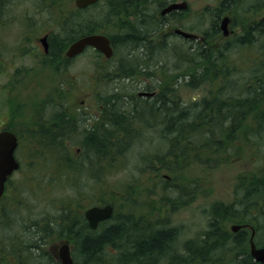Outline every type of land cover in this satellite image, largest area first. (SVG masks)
I'll return each mask as SVG.
<instances>
[{"label":"rangeland","instance_id":"1","mask_svg":"<svg viewBox=\"0 0 264 264\" xmlns=\"http://www.w3.org/2000/svg\"><path fill=\"white\" fill-rule=\"evenodd\" d=\"M113 1L114 0H98L93 6H89L82 10L73 21H81L83 26L88 23L104 26L108 21H110L109 25H112L110 8ZM158 1H160L159 3H161V5H164L165 2L162 9H165L166 6L171 3H184L185 5L184 8L179 9L183 11L182 13H175L174 15H169L161 19L159 25L160 29L158 34L162 33L161 36L168 35V44L176 48L173 58H166L162 55H160V57L157 55L151 56L150 52L144 49L134 52L131 49L133 44L129 43V45L127 44L124 48L122 46V50L120 48L117 54L114 53L111 61H104L102 56L98 57L95 56L93 52L86 51L67 66H64V70L62 71L58 69L59 63H53V70L51 71L43 68L44 66L39 67L37 65L35 67L34 63L37 61V57L34 53L31 54L32 58H28L23 55L24 53H21L17 45L19 40H22L23 37V31L25 29L23 22H25L26 16L33 20H37L34 25L35 27L31 25L27 27L24 32V34L29 35L31 38V41H28L26 45L24 42L22 43L24 44L22 49L27 50V52L31 49L34 51V48H32L34 47L32 41L44 31H48L52 35L58 34L61 31L58 24L60 23L59 18L62 16L63 7L62 9L60 8V11H57L53 5L49 7L48 3L40 2L39 0H14L13 6L12 2L9 1L7 7L13 9L8 12V16L12 18L14 23L10 22L2 25V19L0 20V39L4 40L1 42V45L4 44V47L0 48V130L6 129L16 133V135L20 137L22 145L16 152L17 159L21 163L20 169L10 177L6 185L5 195L0 202L1 260L3 259L1 253H4V259H6L16 257L20 252V256L24 258L29 257L28 260L24 261L25 264H33L34 261L30 258L33 257L32 253L37 245L41 254L44 255L42 251L46 249L45 243L49 241L54 244L68 237L65 232H60V216L63 213V211L60 210V203H64L67 198H70L74 203L75 201H78L79 204L86 202V208L93 203L101 201V198H105L103 201H112V197L109 199V190L115 189L119 191L122 187H125L126 184L130 185V188L128 187L130 193L138 194L141 200L156 201L158 196L164 198V200H161L164 206L168 203L169 205H177L178 201H190V199L193 198V200L187 204L182 203L181 206L177 205V209L171 213L170 218L166 220V217L162 218V222L165 221L166 225L162 224L160 226L175 228L177 235L171 240L167 248L163 250L164 255L158 257L159 260L153 262L154 264H191L187 261L190 256V254L187 253L188 248L192 250V252L195 248H200L201 245L206 247V249L208 247L210 248L209 243L206 245L202 243V241L203 239H207L206 235L209 232H212L208 224L213 215L212 210L214 206L218 205H221L223 208L232 207L231 213L228 211L222 214L221 228L219 229V231L222 232V239L225 238L222 240L220 247L224 246L226 249L222 252L214 250L207 254L206 257L210 259V261H207L206 264H236L235 262L231 263V260L239 250H231L225 241L227 237H229V234L231 235L230 227L232 225L241 224L239 221L241 218L245 221H249L248 224L255 229L253 240L256 246L260 247L264 245V213L258 214L256 213L257 210L244 211L240 208H233L241 197H243L244 187L248 184L246 182L247 179L258 174L261 169L260 167L264 165V147L262 146L263 142L261 141L260 134L256 135L254 138L250 137L249 141H252L253 147L243 145L238 155L233 153L234 150H229L227 154L230 158L225 161H210L208 165H206L207 167H203L204 165L196 166L195 163H191L188 164L190 166L186 165L188 166L187 170H178L174 176L167 173L174 178L173 180H164L162 178L164 171L157 170L161 165L156 161L151 162L150 158L153 153L160 152V150L163 149L164 141L162 142V140L159 139L158 129L144 130L142 132L138 131V138L130 145L129 151H126L125 155L120 160L114 162V167H111L110 171H104L103 174H101V171L98 172L97 170L98 175L93 174V171L95 170V154L99 153H97L96 150H88L85 146L84 139L88 137L82 131L85 124L82 123L80 127L79 122L70 123L69 127H63L64 129H61L63 144L66 146L63 155L67 159L66 165L63 163L61 166L58 161L63 158L61 156L62 154L60 155V153L54 151V149L48 148L50 143L47 147L43 145L44 148L41 147V144L35 140L36 137L31 138L32 136L24 132L27 126L37 129L44 128L35 125L34 123L36 122H44V126H47V128H58L49 126V124L59 116L62 117V110L66 111V109H68L69 112L67 113L71 114L80 103V100L83 99V106H86V108L88 106L93 107L94 101L98 98L100 100V97H102L106 100L110 99V104H113L112 108H114L115 111H126L132 96L134 98L137 97V94L148 91V89H146L147 87H150V89L156 87V77L142 75L139 74L138 71H135L131 78L115 79L112 80V82H114L112 83L106 77L101 76V72L103 73L102 75L109 73L112 78V71L114 70L118 73L116 67L119 63H123L126 66L130 64L134 68L143 65L148 71L153 72H155L157 68L160 69L162 67L160 65H163L158 72H164V69H169V73H171L172 66L175 67L181 62L179 50L182 48V45L187 48L191 42H198V39H196L185 43L184 41L187 39L173 35L171 33L172 30L180 29L184 32L194 34L197 37H202V33L210 29L209 24L212 23L210 16L214 14V11L217 12V8L223 0H149L147 4L144 5V9L148 15L155 17V20H157L161 12ZM227 4L230 8L225 10V12H221L220 15L221 18L226 16L230 19V23L227 27L229 31L227 32L230 37L241 34L243 20L248 24H254L260 22L264 17V8L261 11L259 8L256 9L258 4H264V0H238L235 5H233L232 2H228ZM248 8L256 9V12L251 13ZM246 10L249 12L246 13ZM42 22H44V24H42ZM32 27L34 32L31 31ZM75 29L76 32L79 31L77 28ZM219 34L220 35L214 41L216 43L223 40V34ZM261 41L262 39H259L260 43ZM236 50V48H230L229 46L226 52L227 56L231 57L234 61L241 58V55ZM249 65H251V63L247 64V66ZM252 65L254 67H252L250 71L244 70L236 76L234 74L232 77L237 78L238 83L241 85L254 76H259L262 68L264 71V62L262 65L254 63H252ZM139 67H137L138 70ZM16 68L18 70H16ZM254 69L258 72L254 73ZM98 76L101 78V81L97 79ZM204 88L205 85H202V90ZM116 93L119 95V100L115 98L112 99V95ZM235 93L236 91L229 92V94L232 95ZM201 94L202 91L200 90L192 92H187L183 89L180 90V95L184 100L198 99ZM140 98L148 97L143 96ZM107 113L109 116H112V110L109 112L107 111ZM101 115H103L102 109L99 117ZM65 118L67 117H62V119ZM100 121L101 120L98 118L96 120V125L93 127L88 126L89 129L96 133L100 132L101 129H108L104 127V124H100ZM133 134H136L135 130ZM91 135L92 134H90V136ZM94 135L92 136L94 137ZM33 139L35 141H33ZM243 142H245L244 139ZM237 145L240 146L239 143H237ZM40 148H43V151ZM21 152H25L26 156L23 157ZM131 152L133 153L131 154ZM48 155L51 157H48ZM31 158L34 162L29 164L27 161H30ZM71 158L76 159L75 163H72ZM102 160H105V162ZM99 161L106 165L109 163L108 159L105 157L102 158L101 156ZM99 176L101 178L103 177L107 183L106 186L102 183L101 179H98ZM175 182L180 184L184 182V185L181 184L182 186H180ZM178 188L183 189V191H177L176 189ZM188 191H190V193L186 195L185 192ZM182 193L184 194L183 197H181L183 195ZM78 194H80V196H76ZM79 197L82 198L76 200ZM122 203L123 206L121 210L127 214L130 213V210L134 211V209L136 210L139 208L142 210L141 206L138 208H130L137 207V202H134L135 204H130L131 206H128L127 202ZM3 208L4 210L2 211ZM127 210L129 211L126 212ZM146 210H148V207ZM23 214H25V216ZM130 216L134 218L135 215L132 214ZM36 223L37 226L40 227L39 231L35 230L36 226L34 225ZM43 224H49L50 228L42 229ZM156 226L157 225L154 227ZM148 227H152V224L148 225ZM45 234H48L46 239L48 241L41 238ZM247 234L249 236V231H247ZM32 237H36L35 239L37 240L39 238L38 242H36L37 244L34 245V243L31 242V240H33ZM61 237L63 238L62 240L60 239ZM118 242H121L123 246L122 251H119L121 255H119L116 250H112L109 243H106L102 246L100 253L96 254L94 260L87 263H84L82 260L83 255L78 253L75 245L73 246V244L70 243L72 246L71 256L73 263L113 264L114 262H118L119 259H124V256H128L130 253L131 255L133 254L130 244H125L122 240ZM121 243L118 244L120 245ZM186 245H188V247ZM30 249H32V253ZM246 252H249L248 246ZM152 254L153 256L149 258H154L156 256L154 253ZM113 259L114 261H112ZM138 259L139 258H136L137 261L142 258ZM172 261H174V263H172ZM146 264H150V262Z\"/></svg>","mask_w":264,"mask_h":264},{"label":"trees","instance_id":"2","mask_svg":"<svg viewBox=\"0 0 264 264\" xmlns=\"http://www.w3.org/2000/svg\"><path fill=\"white\" fill-rule=\"evenodd\" d=\"M148 1L114 0L110 8L112 25H109L110 21L106 22L104 26L88 23L83 26L81 32L85 35H105L110 40L114 51L113 53L115 54L118 53L121 46L124 48L127 44L132 43L133 47L131 49L134 52L144 49L150 52L151 56L157 55L160 57L162 55L166 58H173L175 56L174 52H176L175 46L168 44V35L161 36L162 33L158 34L162 18L159 16L155 20V17L148 15L144 9V5ZM237 1L223 0L219 4L217 12L214 11V14L210 16V20H212V23L209 24L210 29L202 33L201 40L196 41V43L190 41L191 43L187 48L182 45L179 52L183 64L180 62L175 67L172 66L171 73H169V69H164V72H158L163 65H160L162 67L160 69L157 68L153 72L148 71L143 65L140 67L137 66L139 67L138 70L137 67L134 68L130 64L126 66L123 63L117 65L116 71L118 73L114 70L112 71V78L109 73L102 75L103 73L101 72V76L106 77L112 82L115 79L131 78L132 74L138 71L139 74L156 77L157 85L154 89H148V91L155 92L153 97L133 98L132 96L131 102L128 103V109L118 112L112 108V116H109L107 113L110 99H101L105 111L101 115L100 124H104V127L108 129H101L94 137L89 135L91 131H83L88 136L84 139L86 144L84 145L88 150H96L100 154H95V170L93 174L98 175L97 170L98 172L101 171V174L104 171H110L111 167H114L115 160H120L126 151H129L130 145L138 138V131L142 132L144 130L158 129L159 139L165 142H163V149L160 152L153 153L150 157L151 162L156 161L161 165L157 170L164 171L162 174L164 180H173L174 178L171 176L176 175L178 170H187V167L190 166L188 164L191 163H195L196 166L204 165L203 167H205L210 161H225L230 158L227 154L229 150H234L233 153L238 155L243 145L253 147L252 141H249L250 137L254 138L259 134L263 142L262 146L264 147V111L261 108L264 101L263 68L259 76H254L241 85L238 83L237 78L232 77L234 74L236 76L244 70L250 71L254 67L252 63L262 65L264 62L263 23L260 21L254 24H248L243 20L245 23L243 22L240 35L228 37L219 43L214 42L220 35V13L230 8L227 4L228 2H232L235 5ZM159 2L158 4L161 8L163 5ZM57 4L58 0H53V6ZM63 6L59 3L61 9ZM258 8L261 11L264 8V4H258L256 9ZM256 9L248 8L251 13L256 12ZM248 10H246V13L249 12ZM62 14L66 15V12L64 11ZM61 21L62 19H60ZM75 33L77 34L76 29ZM78 34H80V31H78ZM73 37L76 39L75 35ZM259 39H262L261 43ZM184 42L187 43L189 41L185 40ZM229 46L230 48H236V51L241 55V58L237 60L238 62L227 56L226 52ZM57 48L61 49L62 47L53 46V50ZM249 63L251 65L247 66ZM253 72L257 73L258 71L254 69ZM97 79L101 81L99 76ZM202 85H205L203 90ZM181 89L187 92L200 90L202 94L198 99L184 100L180 95ZM227 91L230 93L236 91V93L232 95ZM113 98L116 100L120 99L117 93L112 95ZM69 119L58 117V119L52 121L53 127H58V129L69 127L70 122L74 121L72 118ZM110 123L112 129L109 128ZM51 128L35 130L27 126L24 132L32 136L31 138L36 137L35 140L41 144V147L44 145L47 147L50 143L48 148L54 149L60 155L62 154L61 156L63 158L58 161L60 166L63 163L66 165L67 159L63 155L66 146L63 144V138L59 132L54 133L53 131L50 133ZM134 130L136 134H133ZM243 139L245 142H243ZM35 140L33 139V141ZM21 145L22 143L20 142ZM40 149L42 150L43 148ZM21 154L23 157L26 156L25 152H21ZM100 156L108 159L109 163L105 165L103 163L105 160H102L103 162L101 163L99 161ZM48 157L51 156L48 155ZM71 160L72 163L76 161L75 158H71ZM27 162L32 164L34 160L31 158ZM260 168L258 174L247 179L246 182L248 184L244 187L243 197H241L233 208H240L244 211L259 210L264 212V165ZM167 173L171 174V176ZM90 175L92 176L91 172ZM98 179H101L105 186L107 185L103 177L101 178L99 176ZM176 184L182 186L184 182H181L182 185L180 183ZM128 187L130 188V185L126 184L119 191L115 189L109 190V198L112 197V201H103L105 198H101V201L96 202L100 204L111 203L113 214L110 220L98 224L94 230L88 228L82 216V212L87 204L86 202L79 204L78 201H75L74 203L72 199L67 198L64 203H60V210L63 211L60 216V232H65L66 236H68L63 241L72 243L73 246L75 245L78 253L83 255L82 260L84 263L94 260L96 254L100 253L102 246L106 243H109L112 250H116L119 254L123 246L118 241L122 240L125 244L132 246L133 254L131 255L130 253L128 254L129 257L126 255L124 259H119V261L117 260L118 262H114L113 264H142L136 258H149L153 256L152 253L157 258L163 256V250L167 248L171 240L177 235L175 228L160 226L162 224L166 225L165 221L162 222V218L166 217L165 220L170 218L171 213L177 209V205L181 206L182 203L187 204L193 198L190 201H178L177 205L171 204L176 207L169 205V203L162 207L161 200H164V198L158 196L156 201L141 200L138 194H131ZM176 190L179 192L183 191L180 188ZM185 193L187 195L190 191ZM76 196H80V194ZM183 196L184 194L181 197ZM81 198L79 197L76 200H80ZM122 202H127L128 206L137 202L136 206H141L142 210H127L126 212H130L127 214L121 210L123 206ZM147 207L148 210H146ZM231 209V206L229 208H223L221 205L214 206L212 210L213 215L208 224L212 232H209L206 235L207 239H203L202 241V243L209 242L213 248L208 247L205 253L209 254L214 250L222 252L226 249L224 246L219 248L214 247V245H217L225 239H222V232L219 231L222 222L221 218L223 217L222 214L228 211L231 213ZM132 214L135 215L134 218L130 216ZM239 221H241L240 223L249 222L243 220V218ZM151 224L152 227H148ZM154 224L157 226L154 227ZM34 226H36L35 230L39 231L40 227L37 226V223ZM42 226V229L50 228L49 224H43ZM241 233L238 232L233 237L229 234V237H227L225 242H237V244L236 242L233 244V248L230 247L231 250L244 249L246 251L248 234L239 240V237L242 235ZM47 237L48 234H45L41 238L46 240ZM35 238L32 237L33 240H31L34 245L39 240V238L38 240ZM60 239L62 240L63 238L61 237ZM240 241L243 242V247ZM118 243L121 244L119 245ZM186 246L188 247V245ZM203 247L200 246L199 250H203ZM36 248L39 249L38 245ZM187 250V253L190 254L187 260L189 261L196 254L194 250L193 252L189 248ZM203 253L201 251L198 255L202 256ZM35 256L38 257L41 255L36 254ZM247 260H250L249 256L244 257L243 261L232 258L231 263L247 264Z\"/></svg>","mask_w":264,"mask_h":264},{"label":"flooded vegetation","instance_id":"3","mask_svg":"<svg viewBox=\"0 0 264 264\" xmlns=\"http://www.w3.org/2000/svg\"><path fill=\"white\" fill-rule=\"evenodd\" d=\"M9 1L12 2V6H13L14 0H0V20L2 19V25L13 22L12 18H10L8 16V12L13 9V8L7 7ZM39 1L44 2V3H48L49 7H51L53 5L52 4L53 0H39ZM62 2H64V3H62ZM59 3H60V5H64L63 6L64 9H62V10H64L66 12V15L62 14V16L60 17V19H62V21L58 24L61 31L56 35H52L48 31H44L43 33H41L39 35L37 34L38 37H36V35H35L36 38L32 41L33 46H34L32 48H34V51L31 49V50H28V52H27V50L22 49V48L24 47V44L26 45V43L28 41H31V38L29 35L24 34V32L26 31L27 27H29L31 25L34 26L35 22H37V20L36 19L33 20V19L26 16L25 22H23L24 28H25L23 31V37H22V40H19V43H18L19 46L17 45V47H18V49H20L21 53H24L23 55L27 56L28 58H32L31 54L34 53V55L37 57V61H35V64H36L35 67L37 65L40 66V64H41V66H44L43 68L46 67V69L50 70V71L53 70V67H52L53 63H59V68L57 67L59 69V71L64 70V68H63L64 66H67L73 60H75L78 57H80L81 55H83L86 51L93 52L95 54V56L104 57V54H102L100 51H98L94 48H91V47L85 48L80 54H77L75 56H71V57L66 56L67 48L75 40L86 36L83 32H81L82 28H83V24L81 23V21H79V22L73 21L78 17V14L84 9L81 10V9L76 8L75 0H70V1L69 0H58V4ZM58 4L56 6H54V8L57 11L58 10L60 11V7ZM65 7H67V8L65 9ZM182 12H183L182 10H173V11L169 12L168 14H166L165 16H161V18L163 19L166 16L168 17L171 14L172 15H174L175 13L180 14ZM260 21H262L263 27H264L263 19H261ZM228 23H230V19H229ZM42 24H44V22H42ZM42 24H40V25H42ZM75 28H77L80 31V34H78V32H77V34L75 33ZM174 30H176V29H174ZM31 31L34 32L33 27L31 28ZM171 33L175 36L177 35L174 33V31H172ZM186 33H188V32H186ZM74 35H75L76 39H74V37H73ZM177 36H180V35H177ZM223 39H227V38H223ZM187 40L192 41V39H190V40L187 39ZM3 41L4 40L0 39V48L4 47V44L1 45L2 44L1 42H3ZM23 42H24V44H22ZM54 45H56L58 47L60 46L62 48L61 49L57 48L56 50L55 49L53 50ZM110 46H112L111 42H110ZM103 60L109 61L107 59H103ZM112 83H114V82H112ZM146 89H150V87H147ZM148 92H151V91H148ZM154 95H155V92L152 91L151 97H153ZM137 97H139V96H137ZM141 97H143V96H141ZM83 104H84V99L80 100V103L75 107V110L72 111L71 114L67 113V112H69L68 109H66V111L62 110L61 114L63 117H67V118L71 117L72 119H74V121H72L70 123H78L79 122L80 127H81L82 123L85 124L82 129L84 130V132H90L91 130L88 128L95 126L96 120L98 118L101 120V116L99 117V115H100L101 109L104 110V108H103L102 103H101V97H100V100L98 98L96 101H94L93 107L88 106L89 108L88 107L86 108V106H83ZM109 110H112V103L109 105L108 112H109ZM84 120H86V121H84ZM85 122L89 125H87ZM38 124H40V125H38ZM35 125L40 126V127H44V129H48L47 126H44L45 125L44 122H39V123L36 122ZM49 126H53V123L51 122L49 124ZM34 129L35 130H41V128H38V129L34 128ZM110 129H112L111 123H110ZM53 131H54V133L59 132V134H62L61 129L51 128L50 133H52ZM89 134L94 135V134H96V132L92 130L91 133H89ZM256 213L260 214V213H264V212L257 210ZM236 226H237V228H235L234 231L231 230L232 232H231L230 236L233 237L238 232L239 233L242 232L241 237H239V240H241L243 238V236H245L247 234V231H249V236H248V251H249V249H250V237L252 234H253V237L255 236V229L252 228L251 225H247V223L237 224ZM235 242H230V243L225 242V243H227L228 247L233 248L232 246ZM240 242H241V245L243 247V242L242 241H240ZM203 243L208 245L209 242L208 243L203 242ZM60 244H61V241L54 243V244H52L50 242L45 243L47 250L42 251V253L44 255L41 254L40 249L35 248L33 253H32V249H30L31 253L33 255V257H31L30 259L34 261V264H61V260L59 258ZM221 244H222V241H220L217 245H214V247L220 248ZM236 244H237V242H236ZM210 247L213 248L212 245ZM205 249H206V247H203V250H199V248H195L194 251H195L196 255L191 257V259L189 260L190 261L189 263H191V264H206L207 261H210V259H208L206 257L207 253H205ZM201 251L204 252L202 256L198 255L199 253H201ZM36 253L41 255L42 257L41 256H40L41 258L36 257L35 256ZM234 256H235V258H234ZM234 256H233L234 259L241 260V261L244 260V257L246 258V256H249L250 260L249 261L247 260V264H257V263H254L253 258L250 254V251L247 253L244 249L243 250L241 249ZM21 257L22 256H20V254L18 253L16 255V257H10L8 259L6 258V259L0 260V264H25L24 261L28 260L29 257H26V258H24V257L21 258ZM18 258H20V259H18ZM158 260L159 259L157 257H154V258H142L139 261L143 262L142 264H146L149 262H150V264H154L153 262H156ZM258 264H264V263H258Z\"/></svg>","mask_w":264,"mask_h":264},{"label":"water","instance_id":"4","mask_svg":"<svg viewBox=\"0 0 264 264\" xmlns=\"http://www.w3.org/2000/svg\"><path fill=\"white\" fill-rule=\"evenodd\" d=\"M98 0H75V5L77 8H85L91 4H94ZM184 3L176 4L172 3L165 9L161 11V15H165L173 10H179L184 8ZM228 18H223L220 22V31L224 36L228 35L227 25ZM175 34L182 36L185 39H193L194 35L182 32L180 30H175ZM91 47L100 51L106 58H109L112 54V49L109 46V41L106 37L100 35H88L84 36L74 43H72L67 49L66 56L71 57L80 54L85 48ZM145 96H150L151 93H144ZM264 110V103L262 105ZM17 148L16 137L8 132H0V195L4 189V183L10 174L18 168V164L14 158V151ZM112 208L110 206H105L104 208L92 207L85 211V218L88 221V225L91 229H95L97 223L108 219L111 216ZM233 230L235 228L233 227ZM250 254L255 262L264 263V247L256 248L252 239L250 240ZM59 258L62 264H72V259L70 257L69 247L67 244H62L59 251Z\"/></svg>","mask_w":264,"mask_h":264},{"label":"bare ground","instance_id":"5","mask_svg":"<svg viewBox=\"0 0 264 264\" xmlns=\"http://www.w3.org/2000/svg\"><path fill=\"white\" fill-rule=\"evenodd\" d=\"M54 1H55V0H54ZM62 3H64V2H62ZM52 4H53V3H52ZM58 5H59V4H58ZM103 7H104V6H103ZM53 9H54V8H53ZM53 11H54V10H53ZM58 11H59V10H58ZM63 11H64V10H63ZM116 45H117V44H116ZM121 47H122V46H121ZM121 47H120V48H121ZM50 50H51V49H50ZM124 50H125V49H124ZM118 51H119V50H118ZM34 64H35V63H34ZM42 64H43V63H42ZM182 64H183V62H182ZM35 65H36V64H35ZM40 66H41V64H40ZM40 66H39V67H40ZM37 68H38V67H37ZM45 68H46V67H45ZM16 70H18V69L16 68ZM20 71H21V70H20ZM20 71H19V72H20ZM59 79H60V78H59ZM82 88H83V87H82ZM77 89H78V88H77ZM91 90H92V89H91ZM90 92H91V91H90ZM97 94H98V93H97ZM38 102H39V101H38ZM61 102H62V101H61ZM59 117H60V116H59ZM62 117H63V116H62ZM57 119H58V118H57ZM60 119H61V118H60ZM68 119H69V118H68ZM69 120H70V119H69ZM58 121H59V120H58ZM58 121H57V122H58ZM59 123H60V122H59ZM88 129H89V128H88ZM82 130H83V129H82ZM83 131H84V130H83ZM87 131H88V130H87ZM73 134H74V133H73ZM79 134H80V133H79ZM85 134H86V133H85ZM85 134H84V135H85ZM108 134H109V133H108ZM70 137H71V136H70ZM43 141H44V140H43ZM44 147H45V145H44ZM44 147H43V148H44ZM40 151H41V150H40ZM120 152H121V151H120ZM106 154H107V153H106ZM27 155H28V154H27ZM36 155H38V154H36ZM99 155H100V154H99ZM114 155H115V154H114ZM22 156H23V155H22ZM120 156H121V155H120ZM33 157H34V156H33ZM36 157H37V156H36ZM119 158H120V157H119ZM21 159H22V158H21ZM118 160H119V159H118ZM115 161H116V160H115ZM105 165H106V164H105ZM96 170H97V169H96ZM88 171H89V170H88ZM80 176H81V175H80ZM24 178H25V177H24ZM73 179H74V178H73ZM66 181H67V180H66ZM66 181H65V182H66ZM73 182H74V181H73ZM8 185H10V184H8ZM12 185H13V184H12ZM41 191H42V190H41ZM44 194H45V192H44ZM69 194H70V192H69ZM37 195H38V194H37ZM36 198H37V197H36ZM110 198H111V197H110ZM110 198H109V199H110ZM42 201H43V200H42ZM110 204H111V203H110ZM27 205H28V204H27ZM43 205H44V204H43ZM162 205H163V204H162ZM111 206H112V205H111ZM26 207H27V206H26ZM32 207H33V206H32ZM137 208H138V206H137ZM139 209H140V208H139ZM18 210H19V209H18ZM29 210H30V209H29ZM134 210H135V209H134ZM137 210H138V209H137ZM22 211H23V210H22ZM131 211H132V210H131ZM27 212H28V211H27ZM23 213H24V212H23ZM27 214H28V213H27ZM29 214H30V211H29ZM29 214H28V215H29ZM23 215L25 216V214H23ZM226 215H227V214H226ZM234 215H235V214H234ZM24 220H25V219H24ZM10 222H11V221H10ZM116 222H117V221H116ZM240 222H241V221H240ZM7 223H9V222H7ZM4 224H5V223H4ZM13 224H14V223H13ZM26 225H27V224H26ZM5 226H6V225H5ZM11 226H12V225H11ZM31 226H32V225H31ZM18 227H19V226H18ZM29 227H30V226H29ZM5 228H6V227H5ZM15 228H17V227H15ZM12 229H13V228H12ZM1 230H2V228H1ZM3 230H4V229H3ZM15 230H16V229H15ZM20 230H21V229H20ZM239 230H240V229H239ZM7 232H8V231H7ZM9 235H10V234H9ZM18 236H20V235H18ZM2 237H3V236H2ZM10 237H12V236H10ZM10 237H9V238H10ZM1 239H2V238H1ZM26 241H27V240H26ZM30 243H31V242H30ZM173 243H174V242H173ZM14 244H15V243H14ZM31 244H32V243H31ZM6 245H7V244H6ZM6 245H5V246H6ZM17 245H18V244H17ZM3 246H4V245H3ZM15 246H16V245H15ZM22 246H24V245H22ZM237 246H238V245H237ZM19 247H20V246H19ZM104 248H105V247H104ZM234 248H235V247H234ZM238 248H239V247H238ZM13 249H14V248H13ZM2 250H3V249H2ZM4 250H5V249H4ZM8 250H9V249H8ZM10 251H11V249H10ZM10 251H9V253H10ZM104 251H105V250H104ZM5 252H6V251H5ZM24 252H25V251H24ZM19 253H20V252H19ZM5 255H6V254H5ZM18 256H19V255H18ZM21 258H22V257H21ZM7 259H8V258H7ZM18 259H20V258H18ZM20 262H21V261H20ZM13 263H14V262H13ZM257 264H258V263H257Z\"/></svg>","mask_w":264,"mask_h":264}]
</instances>
